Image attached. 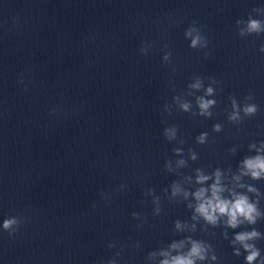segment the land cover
<instances>
[{"label":"clouds","instance_id":"obj_1","mask_svg":"<svg viewBox=\"0 0 264 264\" xmlns=\"http://www.w3.org/2000/svg\"><path fill=\"white\" fill-rule=\"evenodd\" d=\"M253 13L258 14V16H264V7L254 8L252 9ZM236 25L238 28L239 35L241 37H246L250 35L260 36L264 34V19L253 18L251 14L247 21L241 19L236 21ZM244 25L243 27H240ZM185 37L190 40L189 47L192 49H206L208 48V40L202 35V31L200 27H197L195 24L189 26L184 33ZM151 44H146L140 48V53L142 55H146L148 53ZM167 48V45L164 46ZM261 52H264V45L260 48ZM210 53H205V55H209ZM171 52H165L163 56V61L165 63H170ZM175 71V69H173ZM205 78L201 76H194L193 82L187 85V90L182 91L179 94L173 97L172 104L164 105V112L169 116L172 115L173 105L178 107V110L184 113H189L192 117H204L211 118L213 116V109L217 105L216 96V88L212 85H218L219 82L213 78L208 77L209 81L208 86L204 84ZM195 91L203 90L202 95H195V108L193 110V102L186 98L193 96ZM211 97V98H210ZM246 100L253 99V95L250 93L245 97ZM231 105V114L228 116L229 121H237L240 119V106L237 100L234 97L230 98ZM243 112L245 115H254L257 112V105L255 104H246L243 108ZM221 124L217 123L213 125V131L219 132L221 131ZM179 133V128L176 125L166 126L163 130V136L168 141H174L177 139ZM208 136L207 132H202L199 136L196 137L197 143L204 144L206 142V138ZM182 142V141H181ZM173 152L177 155H180L182 150L180 148H174ZM197 158L194 152H191V159L195 160ZM186 165V161L180 159L177 161V167H184ZM164 170L171 172L173 171L171 161L166 160L164 164ZM241 175H251L253 179H259L264 176V156L257 155L255 157L245 158L241 165ZM222 173L219 169H217L214 173V182L208 187H200L192 196L196 201L194 206V215L192 216L193 220L203 219L206 224L217 226L218 223L223 219V222L227 228L235 229L238 226L244 224L245 222L249 225H254L257 223V220L260 219L264 214H262L254 203L249 202V199L246 195L237 194L233 192L231 189H226L221 184ZM211 179L208 175H204L202 170H197L196 173V183L204 184L206 181ZM235 179L239 180V177H235ZM243 187V185H241ZM127 188L126 185L121 184L118 191H125ZM250 191L252 189H249ZM228 191L231 195V199L226 198L223 193ZM182 193L185 199L188 198L189 192L183 190L179 182H174L171 185V195L172 197H176ZM102 197L110 202L111 197L107 196L103 191L100 193ZM145 195H152L153 203L156 205L154 214H160L159 207V197H156L154 194V190L152 188L145 189ZM190 208L193 207L192 204L188 205ZM140 213L133 212L132 217L134 219H138L140 217ZM23 223V219L18 216H10L3 220L2 229L8 232L10 235L16 233ZM175 229L177 231H183L188 227L187 224H182L179 220L174 222ZM138 228L142 227V225H137ZM192 230H195V225H192ZM225 238L227 239V233H224ZM261 238V233L253 229L251 231H242L235 234L234 239L231 241L233 245L239 244L242 246L247 255L244 257L245 264H264V257H261V251L256 247L255 244L249 243V241H254ZM185 244H189L190 248L184 252L181 251L184 249ZM109 248L114 247L115 245L110 243ZM176 252V255L172 253ZM211 253V255H210ZM234 254L239 256L240 250L235 249ZM156 256L162 257L160 260V264H197V261H205L206 259H210L212 261L217 260V256L212 249L210 244H206L202 240H196L192 238H188L187 240L173 241L169 244L167 249H160L159 251L150 252L148 254V259H152ZM107 264H115L113 259H109Z\"/></svg>","mask_w":264,"mask_h":264}]
</instances>
